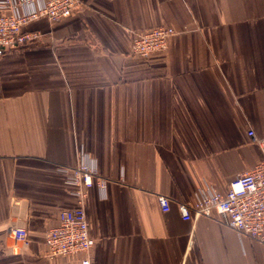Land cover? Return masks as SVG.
<instances>
[{"label":"crops","instance_id":"crops-1","mask_svg":"<svg viewBox=\"0 0 264 264\" xmlns=\"http://www.w3.org/2000/svg\"><path fill=\"white\" fill-rule=\"evenodd\" d=\"M159 25L167 49L133 55ZM27 28L41 41L0 51V264H264V244L179 209L264 158V0H80ZM83 156L107 181L83 188L95 241L51 258L47 229L80 202L54 167Z\"/></svg>","mask_w":264,"mask_h":264},{"label":"built area","instance_id":"built-area-1","mask_svg":"<svg viewBox=\"0 0 264 264\" xmlns=\"http://www.w3.org/2000/svg\"><path fill=\"white\" fill-rule=\"evenodd\" d=\"M80 0H4L0 13V51L23 48L41 41L43 34L38 29H28V24L40 18L59 21L67 18L79 7ZM176 30L168 25H159L135 32L131 42V53L148 58L153 53L165 51L169 38ZM251 139L264 147V138L249 130ZM55 171L65 177L67 183L76 186L75 194L80 198L77 206L63 209L57 223L49 227L44 235L47 256H70L88 252L94 244L89 234L88 220L82 199L83 189L96 186L100 191L106 188V179L100 176L94 159L83 156L74 166H56ZM158 200L164 211L169 210V197L159 195ZM179 209L185 220L199 216H219L220 221L264 244V158L255 163L229 182L223 193L212 186L200 189L199 198L194 202H180ZM11 234L17 241H26L25 226L14 225ZM83 264H89L85 259Z\"/></svg>","mask_w":264,"mask_h":264}]
</instances>
